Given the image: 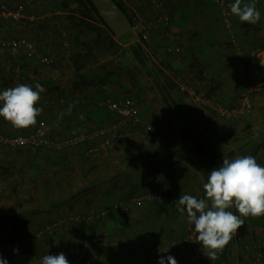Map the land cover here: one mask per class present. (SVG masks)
<instances>
[{"label": "crops", "instance_id": "obj_1", "mask_svg": "<svg viewBox=\"0 0 264 264\" xmlns=\"http://www.w3.org/2000/svg\"><path fill=\"white\" fill-rule=\"evenodd\" d=\"M0 1L11 9L24 3V0ZM55 1L57 5L60 3ZM55 1L41 0L39 5L25 8V14L34 16L36 21L30 28L3 17H0V28L6 30L9 28L7 23L11 22L22 25L24 30H33L28 35L34 41L31 42L45 53L48 47L55 52L54 58H58L52 46L55 44L53 28L49 24L58 16H45L53 9ZM116 1L124 3L127 13L135 7L139 10L146 8L143 0ZM166 2L169 0H165V10L171 16L172 42L180 47V51L167 53L164 50V65L168 68L164 67V95L161 99H155L158 93L154 98L147 95L148 91L138 96L140 125H144V130L139 124L125 125L126 139L115 140L123 142L124 146L119 143L103 149L90 146L87 152L81 146L62 150L40 149L35 153L26 149L12 151L0 143V256L9 264H40L42 256L60 252L71 264L76 248L96 234L104 235L109 242L108 250L95 255L99 263L155 264L150 259L151 254L166 244L173 234L182 233L192 226L186 213L178 211L180 195L204 197L203 184L207 173L222 164L223 159L252 155L264 165V52L257 56L249 55L252 46L264 45V0H256V7L261 12L257 24L241 22L230 13L233 34L242 48L240 53L236 52L225 34L217 0H175V9L167 6ZM232 2L226 1L229 12ZM76 8L77 3L73 1L69 7L56 12L63 22L74 26L77 18L66 17L65 20L64 17ZM3 30L0 29V37H8ZM140 46L146 48L139 44L138 49L132 51L135 57ZM22 54L26 55L21 49L0 44V90L19 84H27L33 89L41 85L44 91L40 93L36 106L42 112L36 118V124L27 128L13 127L0 118L1 133H27L36 125H42L51 135L68 136L106 126L116 119L106 109L95 102L93 104L92 97L99 98L97 92L100 88L98 91L97 85L83 80L91 76L88 66L81 68L80 72L36 80L27 71L29 66L26 68L21 64L34 58L27 55L23 58ZM11 61L16 68L10 67L12 64L8 63ZM194 61L200 64L193 79L197 90L205 91L208 87L214 95H210L215 98L213 101L219 99L222 105L237 106L241 110L240 95L247 89V84L252 83L251 107L237 117L224 120L215 110H209V113L200 111L187 97H178L175 89H169L167 76L173 71L184 72L187 63L192 68ZM69 62L72 64V59ZM145 75L154 81V87L160 86L155 82L153 70H146ZM78 95L86 102L78 107L58 100L61 96ZM99 141L97 138L95 144L99 145ZM121 171L127 173L116 184L89 190L96 184L95 179L104 181ZM130 190L136 191L133 195L157 190L164 193L165 198L163 202L147 204L143 209L133 206L128 214L115 212L109 218L66 223L51 234L35 235L36 231L61 215H88L117 199L127 201ZM244 220L231 241L218 253V258L212 260L205 253L203 264L242 263V244L248 242L255 246L264 241V216H250ZM262 253L264 264V247Z\"/></svg>", "mask_w": 264, "mask_h": 264}, {"label": "built area", "instance_id": "obj_2", "mask_svg": "<svg viewBox=\"0 0 264 264\" xmlns=\"http://www.w3.org/2000/svg\"><path fill=\"white\" fill-rule=\"evenodd\" d=\"M147 1L149 7L152 9V14L149 17L142 18L138 13H135V11L130 13L131 31L134 37L137 40L146 41L152 36L159 38L161 35L164 50L167 53H178L180 51V47L173 45L174 42H172L174 39V33L169 27L171 16L165 10V0ZM226 1L227 0H217L220 10V18L224 26L225 34L228 36L230 43L234 45L236 52L240 53L242 48L237 43V39L233 34L231 14L226 6ZM40 3L41 0H24L23 5H20L15 9H11L0 1V17L19 22L26 27H32L36 22L35 18L34 16L32 17L30 15H26L24 10L28 7L31 8L35 5L37 6ZM54 14H57V12H48L45 13V16L53 17ZM49 24L59 35V43L64 49V53L66 54L65 56H70V42L67 38L66 31L62 28V25L57 19H52ZM1 45L21 49L27 56L33 57L42 65H51L54 62V59L50 55L42 52L36 45H34V43L25 37H6L5 39H2ZM262 52H264V45L263 47L252 46L249 55L257 56ZM173 80L182 84L184 87H188L187 98L191 104L198 108L212 106L217 115L223 119H232L237 117L243 112V110H248L251 107L250 89L254 88L252 83H248L247 89H245L240 95V98L242 99V108L240 110L238 107H226L218 102L211 101L208 98L206 91L194 90L190 88V81L185 76L174 75ZM58 100L62 104H78L83 101L82 98L78 99L68 96H61ZM94 102L97 106L102 107L115 115L116 119L106 126L68 136L51 135L42 125L37 126L28 134L17 133L13 135H6L0 133V143L6 145L12 151L26 149L32 153H35L40 149L62 150L67 147H75L81 144L91 143L98 137H102L104 139V143L109 144L115 140L126 139L127 134L123 131V127L125 125L131 126L140 123L141 117L139 104L133 97L123 96L112 98L103 96L96 98ZM94 149L95 148L93 147L92 150ZM164 198V194L157 190L144 191L131 196L129 200L124 202L121 199H117L109 206H106L104 209L92 214L61 215L54 221L44 225L40 230L36 231L35 235L41 236L43 234H51L66 223H82L93 219H103L121 209L125 203H131L134 207L143 209L147 204L163 202ZM262 229L264 232V226ZM263 247L264 241L259 242L255 246H252L248 242L243 243V262L239 264H263ZM108 249L109 242L104 235L96 234L75 251L71 264H101L94 262L91 255H93L94 252L106 251ZM167 250V253H162ZM168 255L173 256L176 259L177 264H203L205 252L202 250L196 239V234L193 232V226L187 227L182 233L172 235L166 244L151 254L150 259L153 263L157 264L159 257Z\"/></svg>", "mask_w": 264, "mask_h": 264}, {"label": "clouds", "instance_id": "obj_3", "mask_svg": "<svg viewBox=\"0 0 264 264\" xmlns=\"http://www.w3.org/2000/svg\"><path fill=\"white\" fill-rule=\"evenodd\" d=\"M230 13L250 25L257 24L261 19L256 0H233ZM43 91L41 85L33 89L27 84L0 90V118L16 128L35 125L36 118L42 112L36 104ZM203 190L202 198L180 195L178 203L181 207L178 211L186 213L198 243L207 250L208 258L215 260L237 229L245 223L244 218L264 216V165L259 164L252 155L223 159L222 164L207 173ZM0 264L9 262L0 256ZM40 264L70 262L60 252L42 256ZM157 264H177V261L171 255L161 256Z\"/></svg>", "mask_w": 264, "mask_h": 264}, {"label": "rangeland", "instance_id": "obj_4", "mask_svg": "<svg viewBox=\"0 0 264 264\" xmlns=\"http://www.w3.org/2000/svg\"><path fill=\"white\" fill-rule=\"evenodd\" d=\"M50 1H53V0H50ZM58 1H60V3L57 5V2L55 1L54 5L52 7L53 9L50 10V12L62 10L60 8L65 9V8L69 7L70 4H72V2L74 0H58ZM136 1L139 2V0H136ZM143 1L146 3V6H145L146 8L142 7V9H141V7H140L141 10H139V9H136V7H135L134 10L128 12V16H131L130 13H133V11H135V13H138L142 18L149 17L152 14V9L149 7L147 0H143ZM132 2H133V0H132ZM49 3H51V2H49ZM120 3H122L124 5L123 2H120ZM166 3H167V6H169L171 9L172 8L175 9V7H174L175 6V0H172V1L169 0V2H166ZM56 15L58 16L57 17L58 19L57 18H55V19H57L59 21V23L62 25V28L66 31L67 38L70 42L71 54L68 57L65 56L66 54L64 53V49L62 48V46L59 43V35L57 34L56 30L53 29L52 31H53V37L55 40V44L52 43V46L55 47L56 53L58 54V58H56V57L54 58L55 52L52 50L50 51L48 49V47L46 49L47 50L46 53L45 52L44 53L47 55H50L52 58H54L55 62H53V64H51V65H42L41 63H39L38 61H36L34 59V60H30V62H28L26 64H24L25 62L21 63L22 66H24L26 68L29 66V70H27V71H30L32 77L33 78L35 77L36 80L52 79V77H61L66 72L68 73V72L74 71V73H76V71L74 70V67H73L74 64H70L69 61L71 60L72 54L74 56L75 53H77L78 51H82V48L80 46L81 40H79L78 37L75 35V30H74L72 24L67 25L66 22H63V20L60 18L61 15H59V14H56ZM66 17H75V18L81 17V14L79 13V10H78V6L76 8V11L72 12V10H71L70 13L68 12L65 15V17H64L65 20H67ZM86 20L88 21L87 23L90 24L92 27H98L101 29V30L96 29V31H93L92 34H91V32L88 31L86 33V35L87 36L92 35L93 38H96V37L102 38L104 36V34L106 33V29H105L104 25L100 22V20L97 18V16L93 12H91L89 14V16L86 17ZM15 24L8 22L6 27H9V28H7L6 30H3L4 28L2 27L0 29L5 31V33H3V34H7L8 37L16 38L18 36H23V37L29 39L30 41L34 42L33 39L29 38V36H28L29 34H31V31H33V30L27 29V28H25V30H24V28H22V25L20 26V24L19 25H15ZM28 28H30V27H28ZM26 30H28V31H26ZM22 32H25V34H22ZM112 37L121 45V49L114 54L108 53L106 55L101 56L99 59L100 61L96 65H93V66L87 65L88 68L90 69L89 73L91 74V76H87L86 79L84 77L83 80L89 81V82L93 83V85H97L98 91L100 88V91L97 92L99 97L105 96V95H110V96L115 97V98L116 97H123V96H130V97L135 98L139 104V97L138 96H142L144 91H145V93H146V91H148L149 94L147 93V95H151L154 98L156 93H158L159 96H156L155 99H159V98L161 99V97L164 95V92L161 91L162 89L159 88L160 86L154 87L156 85V84L154 85V83H153L154 81H151L152 79H150V77H147V75H145L146 70H148V69L151 70V68H152L154 71H158V74H159L158 77H160L163 80L162 82H164V73H165L164 72V67H165V65H164V46L161 45V35L159 38L152 36L149 40L142 41V40H137L134 37V35L130 29L129 31H127L121 35H118V36L113 34ZM5 38L6 37H4V36L0 37V44H1L2 39H5ZM139 44H142V46L145 45V47H146V48H144V47L140 46V49H139V52H141V54L143 55L144 58H142L139 54H137V56L135 57V55L132 53V51H135L136 49H138ZM133 45H137V47L135 48ZM129 48L130 49L132 48V49L129 50ZM3 49H5V48L3 47ZM1 51H2V49H1ZM7 51H9V50H5L4 52H7ZM22 55H23L22 56L23 58L26 57V55H24V54H22ZM138 56H140L141 58H139ZM143 59H146V60H143ZM8 64H12V65H10V67L11 66L15 67V65H13L15 63L12 61ZM191 64L193 65L192 68L188 67V65H190V64L187 63L186 69L184 70V72L183 71L182 72H179V71L170 72L169 71L170 74H168V76L165 74L168 77L167 83L170 85L171 89L172 90L175 89L174 91L177 93L178 97L182 96L181 97L182 99L187 97L188 87H184L182 84L175 82L173 80V77H174V75L187 77L190 81L189 82L190 88L197 90L198 88L195 87L193 84V79L198 74L197 66L200 64L196 61L192 62ZM165 68H168V67H165ZM170 69L173 70V68H170ZM93 70H97L99 72L93 73L92 72ZM185 72H187V73H185ZM167 77H165V78H167ZM80 79H81V77H80ZM150 82H152L153 85H150ZM155 82H156V80H155ZM205 91H206L208 98L211 101H213V99H215V98H212L211 96L214 97V95L211 93V91L208 89V87H205ZM218 100L219 99H216L215 101H217L220 104L223 103V102H221V100H219V101ZM194 107H196V106H194ZM235 107H237V106H235ZM197 109H199L200 111L207 112V113H209V110L214 112V109L212 106H206V107L197 108ZM139 110H140V108H139ZM224 120H227V119H224ZM138 124L140 125V123H138ZM38 126H40V125H38ZM140 126L144 130V128H145L144 125L142 124ZM36 127H37V125L34 127V129ZM33 130H31V131H33ZM28 133L29 132H27V133L24 132L22 134H28ZM142 133L144 134V132H142ZM118 143H119L118 141H115V142H111L109 144H105L104 139H100L99 145L96 144L97 146H95V147L102 148V147L110 146L111 144H118ZM125 143H126V141H125ZM119 144L124 146L123 142H121ZM127 144L128 143H126L125 145H127ZM91 145H92V143H91ZM79 146H81L82 148L83 147L86 148L84 151L87 152V148L90 147V144L85 143V144H81ZM135 192L136 191L130 190L127 193L126 199L129 200L130 196L133 195ZM154 203H156V202H154ZM132 207H133V205H131V203L130 204L125 203L121 207V209H119L115 212H121V213L128 214L131 211ZM109 216L110 215L106 216L105 218H109ZM174 232H175V230H174ZM201 248H202V246H201ZM203 249H204L205 253L207 254V250L205 248H203ZM205 259L206 258H204V260Z\"/></svg>", "mask_w": 264, "mask_h": 264}, {"label": "trees", "instance_id": "obj_5", "mask_svg": "<svg viewBox=\"0 0 264 264\" xmlns=\"http://www.w3.org/2000/svg\"><path fill=\"white\" fill-rule=\"evenodd\" d=\"M74 1L77 3L78 10H79V13L81 14V17H79V18H77V20H75L73 27L75 30V35L78 37L79 40H81L80 46L82 48V51H78L77 53H75L74 56L72 54L73 57L71 56V59H72V64H74V66H73L74 70L79 71L81 68H83L87 65H91V66L96 65L100 61L99 60L100 57L103 55H106L108 53L109 54L116 53L117 51H119L121 49V45L112 37L113 36L112 31L106 26V24L104 23L102 18L99 17V15H98L93 3L91 2V0H74ZM114 1L124 12L127 13V11L125 9V5H123L122 3H120L116 0H114ZM91 12H93L97 16V18L100 20V22L104 25V27L106 29V33L104 34V36L102 38L101 37L93 38L92 35L91 36L86 35V33L88 31L91 32V34H92L93 31H96V29L101 30L100 28L92 27L90 24L87 23L88 21L86 20V17L89 16V14ZM129 18H130V16H129ZM34 45H35V43H34ZM9 48L16 49V48H12V47H9ZM129 50H131V49L129 48ZM139 54L142 58H144L143 55L141 54V52H139ZM143 60H146V59H143ZM151 70H153V69L151 68ZM154 75H155V80H156L157 84H160V88L163 89V92H164V82H162L163 80L160 77H158V74L156 71H154ZM169 89L171 90V87ZM105 96L112 97L110 95H105ZM68 97H73V98H78V99L82 98L79 95L78 96H68ZM100 97H103V96H100ZM112 98H115V97H112ZM92 99H93V104H94L95 97H92ZM82 100L83 101L79 102L78 104H70V103H68V104L72 107H78L81 104L86 103L84 101L85 100L84 97L82 98ZM88 131H90V130H88ZM2 134H4V133H2ZM76 134H79V133H76ZM98 138L103 139L102 137H98ZM96 140H97V138L93 142H91L92 145H91V143H89L90 146H97L95 144ZM67 148H71V147H67ZM124 173H127V172L121 171V173L118 174L117 176L110 175L109 177L105 178L104 181H102V179H100V178L95 179L96 184L94 186H92L89 190L95 191V190L101 189L107 185H112V184L114 185V184H116L118 179L122 177V175ZM92 237L88 238L86 241H88ZM86 241H84V243ZM83 244L78 246V248H80ZM78 248H76V250ZM96 253L97 252H94L93 255H91V257L93 258L94 262L99 263L96 260V256H95ZM72 260H73V257H72Z\"/></svg>", "mask_w": 264, "mask_h": 264}, {"label": "water", "instance_id": "obj_6", "mask_svg": "<svg viewBox=\"0 0 264 264\" xmlns=\"http://www.w3.org/2000/svg\"><path fill=\"white\" fill-rule=\"evenodd\" d=\"M99 17L116 36L131 29V20L114 0H91Z\"/></svg>", "mask_w": 264, "mask_h": 264}]
</instances>
